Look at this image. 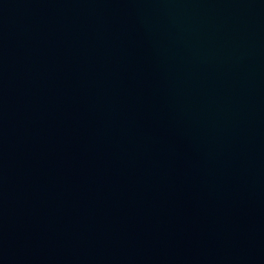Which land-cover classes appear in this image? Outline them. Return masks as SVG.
Here are the masks:
<instances>
[{
    "label": "water",
    "instance_id": "obj_1",
    "mask_svg": "<svg viewBox=\"0 0 264 264\" xmlns=\"http://www.w3.org/2000/svg\"><path fill=\"white\" fill-rule=\"evenodd\" d=\"M0 264H264V0H0Z\"/></svg>",
    "mask_w": 264,
    "mask_h": 264
}]
</instances>
